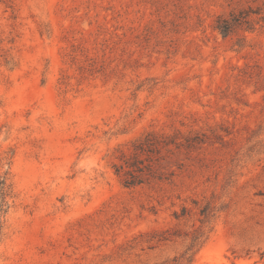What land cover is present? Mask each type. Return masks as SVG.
Returning a JSON list of instances; mask_svg holds the SVG:
<instances>
[{
    "label": "rangeland",
    "instance_id": "rangeland-1",
    "mask_svg": "<svg viewBox=\"0 0 264 264\" xmlns=\"http://www.w3.org/2000/svg\"><path fill=\"white\" fill-rule=\"evenodd\" d=\"M2 178L0 264H264V0H0Z\"/></svg>",
    "mask_w": 264,
    "mask_h": 264
},
{
    "label": "trees",
    "instance_id": "trees-1",
    "mask_svg": "<svg viewBox=\"0 0 264 264\" xmlns=\"http://www.w3.org/2000/svg\"><path fill=\"white\" fill-rule=\"evenodd\" d=\"M251 11L242 10L239 13H231L229 17L220 16L216 21V29L223 34L224 37L235 33L238 29L250 22ZM251 30V29H249ZM162 136L156 134H149L144 140H142L134 150V153L130 157H124L122 163L119 166H116L117 174L123 176L124 185L128 188H134L145 183L146 176L155 177L153 172L152 162L154 157H157L162 154V151L165 148H168L174 141L166 142ZM197 140V139H196ZM190 142V140H187ZM160 159V158H158ZM146 162H148L146 164ZM6 178H2L0 181L2 192V201L0 203V240L3 230L2 214L5 209H7V202L5 194L6 188ZM186 209H183V216H185ZM200 216L202 219V224H212L209 223L218 213L215 210V207H211V204H207L204 207L200 208ZM209 226V225H208ZM205 239L203 240V238ZM208 236L206 233L200 231L196 234L192 240L191 245L187 252L181 257L178 264H191L194 261V257L203 244L207 241Z\"/></svg>",
    "mask_w": 264,
    "mask_h": 264
}]
</instances>
